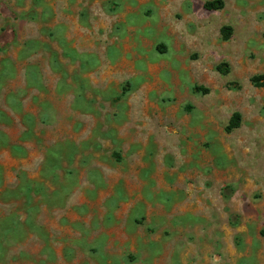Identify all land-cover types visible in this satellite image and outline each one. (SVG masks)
I'll return each instance as SVG.
<instances>
[{
    "label": "rangeland",
    "instance_id": "obj_1",
    "mask_svg": "<svg viewBox=\"0 0 264 264\" xmlns=\"http://www.w3.org/2000/svg\"><path fill=\"white\" fill-rule=\"evenodd\" d=\"M209 1L0 0V264H264V0Z\"/></svg>",
    "mask_w": 264,
    "mask_h": 264
},
{
    "label": "trees",
    "instance_id": "obj_2",
    "mask_svg": "<svg viewBox=\"0 0 264 264\" xmlns=\"http://www.w3.org/2000/svg\"><path fill=\"white\" fill-rule=\"evenodd\" d=\"M223 7V4L220 0H215V1H209V2H206L204 4V9L206 10H209V11H216V10H220L222 9ZM221 34L223 35V37H227L229 34H230V28L228 27H224L222 28L221 30ZM218 71H220L221 73L223 72H226V69H225V65H222V66H218ZM259 80H264V76H259V77H253L251 79V82L254 83V84H257V85H261L260 81ZM195 90L196 91H205L203 90L202 88L200 87H195ZM240 125V116L238 113H234L229 121H228V125L226 126L225 128V131L226 132H230L232 131L233 129H236L238 128Z\"/></svg>",
    "mask_w": 264,
    "mask_h": 264
}]
</instances>
